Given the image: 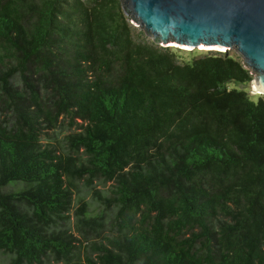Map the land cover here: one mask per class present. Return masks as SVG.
I'll use <instances>...</instances> for the list:
<instances>
[{
	"label": "trees",
	"instance_id": "obj_1",
	"mask_svg": "<svg viewBox=\"0 0 264 264\" xmlns=\"http://www.w3.org/2000/svg\"><path fill=\"white\" fill-rule=\"evenodd\" d=\"M252 76L229 54L180 61L140 40L120 0H0V252L264 264V97L230 85ZM60 117L67 151L43 142ZM81 179L82 239L57 223Z\"/></svg>",
	"mask_w": 264,
	"mask_h": 264
},
{
	"label": "water",
	"instance_id": "obj_2",
	"mask_svg": "<svg viewBox=\"0 0 264 264\" xmlns=\"http://www.w3.org/2000/svg\"><path fill=\"white\" fill-rule=\"evenodd\" d=\"M151 37L183 47L235 48L264 94V0H120Z\"/></svg>",
	"mask_w": 264,
	"mask_h": 264
},
{
	"label": "rangeland",
	"instance_id": "obj_3",
	"mask_svg": "<svg viewBox=\"0 0 264 264\" xmlns=\"http://www.w3.org/2000/svg\"><path fill=\"white\" fill-rule=\"evenodd\" d=\"M126 16L129 18L130 24L134 28L135 37L140 38V40L143 39V37H145L147 41H152L156 45V47L162 46L164 48H167L171 53L177 56L180 61L190 60L191 58L202 57V56L210 55V54L222 55L224 53L229 54L233 57H238L240 60H242V57L237 53L235 48L220 49V48H207V47H200V46L190 48V47H183V46H179L175 44H163L160 42H155L153 41L151 37L147 36L146 34H141L140 31H143V30L138 26L136 22L130 19L129 15L126 14ZM138 33H140L143 36L141 35L138 36ZM251 80H253V76ZM230 85L233 87L236 86L237 88L248 90V92L253 96L254 99L261 97V96L264 97L263 93L253 91V83L251 81L249 83L233 81L230 83ZM67 124H68V120L67 119L64 120V118L60 117L57 128H55V130L54 129L49 130L48 134L45 135L43 142L50 141L52 144L58 146V149H63L64 151L65 150L67 151V146H66L67 142H65V136L67 135V132H70L76 129L75 125H73L71 128H68ZM84 182L85 180L81 179L78 182H76V187L72 188L73 196L76 199H74L72 208L68 212L67 217L57 219L58 225L64 226L70 232H72L74 236L80 237V239H82V236L77 232L75 228V221H76L75 210L79 206V202L77 201V196L79 195L84 196L85 199L87 200H91L93 198V191L84 187ZM93 185L100 190L106 191L107 188H109L110 186V182H108L107 184H104V182L102 181L94 180ZM80 248L83 253L85 252L86 249H88L84 240ZM11 262L12 260L9 255L0 252V264H12ZM53 263H55V261H53ZM43 264H48V263L45 262Z\"/></svg>",
	"mask_w": 264,
	"mask_h": 264
},
{
	"label": "bare ground",
	"instance_id": "obj_4",
	"mask_svg": "<svg viewBox=\"0 0 264 264\" xmlns=\"http://www.w3.org/2000/svg\"><path fill=\"white\" fill-rule=\"evenodd\" d=\"M207 48H214V47H207ZM254 87H256V86L254 85ZM257 89H259V92H261V89L260 88H257Z\"/></svg>",
	"mask_w": 264,
	"mask_h": 264
}]
</instances>
